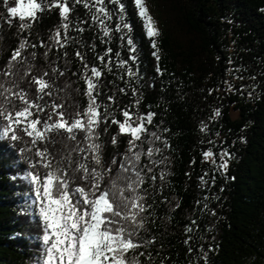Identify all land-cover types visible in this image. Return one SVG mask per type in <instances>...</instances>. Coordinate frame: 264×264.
I'll use <instances>...</instances> for the list:
<instances>
[{
  "label": "trees",
  "instance_id": "obj_1",
  "mask_svg": "<svg viewBox=\"0 0 264 264\" xmlns=\"http://www.w3.org/2000/svg\"><path fill=\"white\" fill-rule=\"evenodd\" d=\"M151 1L162 24L155 50L133 0H121L132 25L138 57L133 62L127 38L115 31L116 4L105 0L113 12L112 20H105L112 30L105 37L93 19V0H87L89 7L67 0V21L59 8L46 7L34 21H25L30 28H21L19 18L7 12L15 0L7 5L0 0V70L25 44L13 74L0 75V84L26 92L43 109L33 108L42 121L49 115L55 120L58 112L74 118L88 104L91 69L101 72L92 78L100 105L101 190L123 175L126 157L141 154L136 168L144 177L139 194L145 211L136 229L140 246L128 257L135 255L139 264H264V0ZM121 60L127 61L123 67ZM33 78L50 87L38 92ZM13 103L21 106L15 98ZM124 111L133 121L153 114L131 152L130 136L118 127ZM52 135L47 147L53 166L59 161L71 175L75 163L91 165V153L77 150L86 149L83 133H76L77 140L66 132ZM44 146H33L27 137L0 140V264H34L37 257L42 224L25 176L44 171L32 167L35 152ZM219 149L230 155L225 170L204 155ZM75 175L73 188L89 187L80 173Z\"/></svg>",
  "mask_w": 264,
  "mask_h": 264
},
{
  "label": "snow or ice",
  "instance_id": "obj_2",
  "mask_svg": "<svg viewBox=\"0 0 264 264\" xmlns=\"http://www.w3.org/2000/svg\"><path fill=\"white\" fill-rule=\"evenodd\" d=\"M4 2L8 4V0ZM75 2L84 3L85 7H89L87 0H75ZM107 2L119 6L116 13L118 23L115 31L122 33L121 40L127 38L129 51L133 53L129 59L136 62L138 57L135 55L136 46L131 36L132 25L127 21L126 6L121 3V0H107ZM133 3L146 35L152 38L151 43L155 50L157 45L154 38L159 36V30L148 12L145 0H133ZM97 5L99 7H96ZM92 6L95 7L96 12L93 19L103 26V35L110 37L112 30L105 20H112L113 12L108 10L105 0H93ZM46 7L48 9L59 8L62 19L68 20L71 9L67 0H50L47 5H45V0H15V6L7 7V12L12 18H19L21 28H30L31 23L25 21H34L37 13L44 11ZM9 22L11 23V20ZM68 26V23H63L64 29ZM59 37L58 31L57 41ZM24 48L25 44L21 43L19 49L13 53L8 67L0 70V75L11 76L13 74L14 62L21 58L20 50ZM111 51L109 48L108 52ZM77 55L79 56L80 53L78 52ZM116 55L119 57V53ZM153 55H157V52L154 51ZM100 59L103 61L104 57ZM157 59H159L158 55ZM126 63L127 61L121 60L120 66L123 67ZM128 74L129 76L134 75L131 69L128 70ZM100 76L101 72L93 67L91 76L86 80L88 104L82 112H78L74 118H66L64 112H58L55 120L49 115L48 119L43 121L33 112V108L38 111H43V109L30 101L26 92L23 90L14 92L11 87L0 84V97H2L0 140L19 142L27 137L33 146L45 145L35 152L37 164L32 165L33 168L40 166L44 171L42 173L29 171L25 176V179L33 186L35 200L39 206L38 215L42 224V235L38 237L40 248L34 264H139L135 255L128 257L127 254L140 246L135 236L136 229L142 224L139 219L140 213L145 211L144 197L139 194L144 177L136 168L141 154L134 152L132 158L126 157L127 164L121 165L123 175L110 180L108 186L101 190V181L104 180V172L99 170L103 167L102 146L97 143L100 105L97 104L96 95H94L98 85L92 79ZM32 82L38 85L37 91L40 93H44L50 87L43 78H33ZM13 98L20 101L21 106L14 104ZM58 107L62 106L53 105L54 110ZM152 115L149 113L146 117L133 121L129 112L124 111V119L118 123V127L120 133L130 136V152L136 147V141L140 140L141 135L147 131L144 121L151 123ZM216 115H219L218 111ZM113 123L117 121L113 120ZM61 132H66L70 140H77V132L83 133L86 149L77 148V150L91 153L88 157L92 162L91 165L83 162L75 163L71 175L65 168L60 167L59 161L53 166L54 157L49 152L47 144L52 143V134ZM148 155H152V149L148 150ZM204 155L207 159L212 153L206 152ZM68 163L74 162L69 160ZM222 167L227 168V162ZM130 172H134V178L128 175ZM76 173L81 174L80 179L89 182L88 188L72 187L77 179Z\"/></svg>",
  "mask_w": 264,
  "mask_h": 264
},
{
  "label": "rangeland",
  "instance_id": "obj_3",
  "mask_svg": "<svg viewBox=\"0 0 264 264\" xmlns=\"http://www.w3.org/2000/svg\"><path fill=\"white\" fill-rule=\"evenodd\" d=\"M145 3H146V6H147V9H148V12L152 16V18H153V20L155 22V26L157 27V29L159 30V33H160V31L162 29V24H161V21H160V19L158 17L156 8L154 7V4L152 3L151 0H145ZM155 38H157V37H155ZM233 115H234V117H236L237 113L233 112ZM225 153L227 155H225ZM207 159L212 161V163L217 168H219L221 170H225L226 168L222 167V165L225 162H227V166H228L229 160H230V155H229V153L226 150L219 149L218 152L212 153V155L210 157H208Z\"/></svg>",
  "mask_w": 264,
  "mask_h": 264
}]
</instances>
